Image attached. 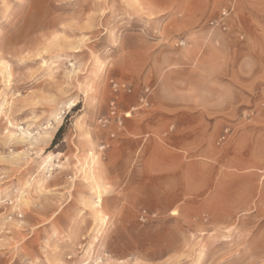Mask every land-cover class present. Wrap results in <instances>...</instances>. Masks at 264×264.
<instances>
[{
  "label": "rangeland",
  "instance_id": "374dc122",
  "mask_svg": "<svg viewBox=\"0 0 264 264\" xmlns=\"http://www.w3.org/2000/svg\"><path fill=\"white\" fill-rule=\"evenodd\" d=\"M1 104L0 264H264V0H0Z\"/></svg>",
  "mask_w": 264,
  "mask_h": 264
},
{
  "label": "crops",
  "instance_id": "0c3cea01",
  "mask_svg": "<svg viewBox=\"0 0 264 264\" xmlns=\"http://www.w3.org/2000/svg\"><path fill=\"white\" fill-rule=\"evenodd\" d=\"M208 108H210L211 109V105H208L207 106ZM189 126H186L184 123H179L178 125H177V129H179V130H183V129H186V128H188ZM193 127V137H199V134H196L197 133V131H195V130H198L199 128H195V126L193 125L192 126ZM173 129V125H171V127L169 128V132H170V130H172ZM173 131V130H172ZM181 142V141H180ZM145 145V146H144ZM136 147L138 148V147H143V153H144V155H145V164H147V162L150 160V157H152L153 156V149H149V145H148V143H146V144H144V141L143 142H140V141H138L137 143H136ZM175 148H178L179 147V143L176 145V146H174ZM192 157H193V160H192V164L195 166L196 165V168H198V170H199V168H200V157H201V154H202V149H201V146L199 145V144H196V145H194L193 146V148H192ZM160 153H162L161 151H160ZM169 153L170 154H173L174 156H177V157H179V153L178 152H176V151H172V150H170L169 151ZM232 161H233V156L232 155H228V158L226 157V165H230V166H232ZM236 165H238V166H240L241 165V162H238V163H236ZM152 167V166H151Z\"/></svg>",
  "mask_w": 264,
  "mask_h": 264
},
{
  "label": "built area",
  "instance_id": "2783aa9c",
  "mask_svg": "<svg viewBox=\"0 0 264 264\" xmlns=\"http://www.w3.org/2000/svg\"><path fill=\"white\" fill-rule=\"evenodd\" d=\"M232 6L228 7V10L226 9H222L221 11V16L222 18L225 17L227 15L228 12H231ZM211 24L214 23V21L210 22ZM110 88L111 91L113 93L112 98L109 101L108 104V115L107 118H109L110 116L114 115L117 112V106H118V99L121 93H130V88L123 82H119V81H115V80H110ZM107 118H101V120H103V125L106 124V122H108ZM227 132V129L224 130L223 135L220 137V140L224 139L225 137V133Z\"/></svg>",
  "mask_w": 264,
  "mask_h": 264
},
{
  "label": "trees",
  "instance_id": "16d2710c",
  "mask_svg": "<svg viewBox=\"0 0 264 264\" xmlns=\"http://www.w3.org/2000/svg\"><path fill=\"white\" fill-rule=\"evenodd\" d=\"M62 129H63V125H61V126L57 129V131L55 132L54 137H53V139H52V145H54V144L56 143V141H57L59 135H60L61 132H62Z\"/></svg>",
  "mask_w": 264,
  "mask_h": 264
},
{
  "label": "bare ground",
  "instance_id": "6f19581e",
  "mask_svg": "<svg viewBox=\"0 0 264 264\" xmlns=\"http://www.w3.org/2000/svg\"><path fill=\"white\" fill-rule=\"evenodd\" d=\"M69 105V104H68ZM2 107V104L0 105V108ZM128 115V114H126ZM9 138L13 136V133H9ZM101 202V194L98 195V199H97V204L96 205H99V203Z\"/></svg>",
  "mask_w": 264,
  "mask_h": 264
}]
</instances>
